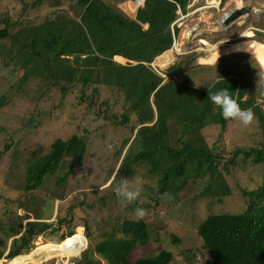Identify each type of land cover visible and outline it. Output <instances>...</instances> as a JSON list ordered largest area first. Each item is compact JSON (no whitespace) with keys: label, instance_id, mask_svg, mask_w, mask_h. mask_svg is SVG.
<instances>
[{"label":"trees","instance_id":"obj_1","mask_svg":"<svg viewBox=\"0 0 264 264\" xmlns=\"http://www.w3.org/2000/svg\"><path fill=\"white\" fill-rule=\"evenodd\" d=\"M20 1L26 9L25 0ZM44 1L32 0L30 6H39ZM55 2L61 6H57L54 15L38 24L21 23L9 13H1L0 42L8 41L9 45H3L5 49L0 50L1 71L7 70L5 79L0 81L3 85L0 108L9 104L14 95L31 91L36 107L29 125L37 128L45 106L52 103L53 93H60L63 98L77 91L76 103L85 114L87 110L97 109L103 117H112L107 109L108 102L101 96L102 88L122 92L126 112L118 121L111 119L110 124L125 127L130 123L128 113L131 112L139 127L134 137L124 139L114 153L118 158L128 145L113 178L110 179V175L106 179L110 180L108 188L115 186L121 175L134 177L135 166L138 165L145 166L148 175L155 179L157 186L147 190L149 196L157 200L169 199L165 193L179 200L182 193L193 188L192 185L199 180H206V185H209L200 195L208 194L219 203L222 196H231L237 188L246 201L242 212L209 214L197 224V235L208 257L206 264H264V181L250 189L233 187L228 182L231 174L241 175L239 171L249 164L264 165V102L257 101L260 95L249 93V83L233 75L221 74L210 87L201 89L179 78L180 64L167 68V79L151 66L156 57L172 47L178 34V29L171 27L176 19V10L185 11L188 0H145L134 18L104 0ZM145 25H148L147 30ZM115 57L124 58L126 64L119 63ZM35 85L38 87L33 88ZM223 88L229 90L242 109L250 108L255 113L261 130V139L256 141V145L239 143L233 145L232 150H226L205 141L204 128L218 125L223 133L232 121L224 120L219 109L208 99L209 92L215 93ZM45 121L50 125L56 123V118L47 117ZM9 147L5 143L0 155L9 154ZM87 151L84 135L77 132L65 138H53L46 154L28 159L24 167L25 186L16 200L17 208L25 209L28 204L37 206L35 203L40 197L37 189L46 176L61 171L63 176L58 179V184H61L80 173ZM11 158L14 159L13 153ZM66 197L61 196L60 216L56 217V224H65L69 228L67 236L70 237L61 242L62 247L58 242L66 235L56 243L47 241L55 244L52 254L40 247L32 249L33 238L51 229L55 223L27 221L22 235L10 243L6 254L10 260L4 259L7 263H3L0 259V264H33L39 257L44 260L57 257L62 248L76 255L80 252L79 234L72 227H75L72 223L75 219L70 220L78 205L74 203L75 195L69 200ZM100 201L102 206L107 205L104 197ZM41 204L44 211V204ZM62 211L66 220L62 218ZM40 215L36 212L35 220L40 219ZM12 226L9 223L6 227L0 226L8 238L14 235ZM89 226L84 224V234L91 241ZM107 226L110 229L94 249L90 251L88 244L76 257L78 260L74 259V264H99L95 256L108 264H169L173 261V254L167 250L134 260L130 258L135 246L145 245L150 240L151 232L144 220L121 221L119 215L113 214ZM78 228L82 230L81 226ZM69 241L75 246L71 247ZM3 252L4 249L0 248V258L5 254ZM64 257L65 261L69 258L68 255Z\"/></svg>","mask_w":264,"mask_h":264},{"label":"rangeland","instance_id":"obj_2","mask_svg":"<svg viewBox=\"0 0 264 264\" xmlns=\"http://www.w3.org/2000/svg\"><path fill=\"white\" fill-rule=\"evenodd\" d=\"M104 1L108 5L120 8L127 16H129L128 14L133 15L136 10L137 3H134L133 0ZM25 2L28 6L23 9L24 3L20 0H0V16L3 15L1 13L7 12L13 18L20 20L21 23L38 24L47 17L54 15L57 6H61L55 5V0H45L41 5L34 7L30 6L33 3L32 0H25ZM250 2L256 8L254 13L239 20L238 23H231V30H228L226 36L229 38L236 37L233 43L225 45L224 41H221L226 38L225 35H217L216 39H214L215 35H211L212 38L209 37L207 27L220 30L218 23H220L223 11L233 8L235 3H239L237 5L240 7L250 4ZM227 3L229 6L224 10L223 5H221L220 9L216 11V15L209 16V12L202 9L189 16L184 24L178 28V36H180L176 39L183 46V48L178 46L180 49L182 48L181 54H175L177 58L162 67L159 66L158 57H156L151 66L167 79L168 76L165 73L167 68L173 64H180L179 78L191 86L201 89L210 87L215 83L217 76L221 74L223 76H241L244 83L250 84L249 93L253 92L257 96L260 95L257 97V101L259 103L264 102V0H228ZM200 17L203 18V21L198 22L197 25ZM221 25L223 26V24ZM250 26L258 28V30L249 29ZM194 28L196 30L191 32ZM198 41L200 45H198ZM216 41L218 42L216 43ZM207 42L214 45L223 42L224 47H232L233 51L229 55L219 57L214 65L203 64L200 62L197 53H199L198 48L204 44L207 45ZM3 45L8 46L9 42H0V50L5 49L2 47ZM192 49L198 51L194 52ZM172 51H176L174 47ZM115 60L119 63L126 62L120 57H115ZM1 69L3 68L1 67L0 56V81L4 80L7 75V70L1 71ZM2 86L0 84V94L3 91ZM36 87L38 86H33V88ZM76 94H78L77 91H72L61 98L60 93H53L50 99L52 103L45 106L43 118H40L37 128L29 125V120L34 115V107H36V101L31 96V91L26 94L14 95L9 104L0 108V151L5 143L11 147V149L9 147L11 150L9 154L0 155V186L2 187L0 191V226L6 227V224L9 223L13 225L15 230L14 235L8 238L9 236L0 228V239L2 240L0 248L6 252L12 239L22 235L26 222L36 221L34 218L36 212H40V221L55 224L51 229L43 232L40 239L34 237L31 244L34 247L40 240L36 244V249L40 247L44 249L42 251L52 254L55 244L47 241L55 243L62 235H67L69 232V228L65 224H56V217L60 216L58 206L62 201L61 196L67 195L66 199L69 200L71 196L75 195L74 203H77L78 207L70 220L75 219L72 221L75 223L73 228L77 226L84 228L85 223L90 224L89 230L92 239L91 241L87 239L90 251L104 237L103 234L110 229L107 224L113 214L119 215L121 221L123 219L138 220L135 216V209L142 208L146 215L141 220H144L148 225L151 232L150 240L145 245L135 246L130 253L132 260L154 255L160 250H167L174 256L173 261L169 264H206L208 257L202 248V240L197 235L196 230L198 222L213 213L242 212L246 207L245 198L237 188L231 196H222L220 203L216 198H210L208 194L201 196L200 192L209 185H206V180H199L192 185L193 188L182 193L179 200L176 198L157 200L156 197L151 198L147 190L157 186L155 179H152V175H148L145 166L138 165L135 166L134 177L125 178L121 175L117 184L122 180H128L131 189H139L140 196L131 203L118 199L113 191L117 184L108 188L110 180L106 181V179L110 175V179L113 178L128 145L118 158L114 156V153L121 147L124 139L129 138L131 140L134 137L139 125L136 124L135 117L130 112L128 113L130 117L128 125L125 127L111 126V119L118 121L121 119L122 113L126 112L123 93L116 89L103 87L101 91V96L108 102L107 109L112 117H103L97 109L87 110L85 114L81 110L82 107L76 103ZM47 117L56 118V123L48 125L45 121ZM258 125L259 122L256 117L247 127L243 126L239 120H232L228 123L226 131H222L223 133H221L220 126L211 125L204 128L202 134L209 145L232 150L233 145L239 143L250 146L256 145V141L261 139V130ZM72 132L84 135L88 144L84 166L80 173L73 178H68L67 182L61 184H58L59 177L63 176L61 171L46 176L42 185L37 189V195H40L35 203L37 206L28 204L25 209L17 208L16 200L20 196L19 194H22L25 186L24 167L28 159L46 154L48 144L53 138L56 136L65 138ZM12 153L14 159L11 158ZM10 163L11 166H9ZM239 172L242 174L234 175L233 173L229 177L228 182L233 187L236 185L243 189H250L254 184H261L264 181V165L249 164ZM137 177L140 178L139 183H137ZM48 195L50 197L47 202ZM103 197L107 201L106 206L101 205L100 199ZM64 202L67 201L64 200ZM41 203L44 204V211H42ZM80 203H84L82 204L84 210ZM88 204H92V206L88 207ZM86 211L95 214L88 215ZM62 213L64 214V211ZM19 215L22 217H18ZM27 217L29 219H26ZM63 217L65 214L62 215ZM66 219L67 217H65ZM76 231L80 238L78 243L84 247L87 246V240L82 235L83 229L78 228ZM68 243L71 247L75 246L74 242L69 241ZM60 245L61 248L63 244ZM65 255L74 258L67 263ZM95 257L99 259V264H108L101 257ZM51 259L48 261L39 257L33 264H42L45 261H47L46 264H74V261L78 260L76 253H69L63 248L60 250V254L54 257L56 260L50 261ZM1 260V262L7 263L4 259Z\"/></svg>","mask_w":264,"mask_h":264},{"label":"clouds","instance_id":"obj_3","mask_svg":"<svg viewBox=\"0 0 264 264\" xmlns=\"http://www.w3.org/2000/svg\"><path fill=\"white\" fill-rule=\"evenodd\" d=\"M134 1V3H138L139 2V0H133ZM190 0H188V4L190 3L189 2ZM144 2H145V0H142V2L141 3H138L137 5H136V10H138V8L139 7H141V6H143V4H144ZM225 2V1H224ZM224 2H223V0H221V5H223L224 4ZM187 4V5H188ZM245 5H250L251 6V8H252V12L250 13V14H252L253 12H254V9H256L255 7H253V5H252V3L251 4H245ZM244 6V5H243ZM243 6H240V7H236V8H241V7H243ZM186 8H187V6H186ZM235 8V9H236ZM193 9V8H192ZM187 9H185V11H186ZM249 14V15H250ZM248 16V15H247ZM242 17V16H241ZM246 16H244V18H245ZM178 29V28H177ZM173 30H174V28H173ZM176 37H174V41H173V44H172V47L177 43L176 42ZM231 43H233V42H231ZM231 43H228V42H225V45H229V44H231ZM170 49H172V48H170ZM123 64V63H122ZM208 99L212 102V104L215 106V108H217V109H219V114L222 116V118L224 119V120H229V119H232V120H239L240 122H241V124L243 125V126H245V127H247V126H249L252 122H253V120H254V118H255V113L252 111V109H242L241 107H240V105H239V103L237 102V100L236 99H234L232 96H231V94H230V92H229V90L227 89V88H223V89H220V90H218V91H216L215 93H211V92H209L208 93ZM137 179V183H139V181H140V178L139 177H137L136 178ZM113 191H114V193H115V195H116V197L118 198V199H120V200H123V201H126V202H129V203H131V202H133V201H135L139 196H140V191H139V189H135V190H133V189H131L130 188V186H129V181L128 180H122L119 184H117L115 187H114V189H113ZM165 196H167L169 199H171L172 197H171V194H169V193H165L164 194ZM145 215H146V212H145V210L144 209H142V208H137V209H135V216H136V218L138 219V220H141V219H143L144 217H145ZM41 219H38V220H36V221H40ZM42 222V221H41ZM43 222H46V223H49V222H47V221H43ZM77 228V227H76ZM76 228H75V230H76ZM25 229V228H24ZM82 229H83V231H82V235L86 238V236H85V234H84V228L82 227ZM74 234H75V231H74ZM74 234H72V235H74ZM41 235H43V233H41V234H39V235H37V237H38V239H40L41 238ZM71 235V236H72ZM67 237H70V236H65L64 237V239L63 240H61L60 242H58V243H61V242H63L64 240H66V238ZM86 240H87V238H86ZM38 241H40V240H38ZM38 241H37V243L36 244H38ZM41 242H43V241H41ZM56 243V242H55ZM35 244V246L32 248V249H34V248H36V245ZM87 245H88V240H87ZM87 246H82V247H79L81 250H80V252L76 255V257L86 248ZM8 250L9 249H7V251L5 252V254L2 256V258H0V259H6V260H10V259H8L7 257H6V254H7V252H8ZM31 251V250H30ZM29 251V252H30ZM28 252V253H29ZM28 253H22V254H28ZM21 255V254H20ZM18 256V255H17ZM16 257V256H15ZM74 257L73 256H71V257H69V258H67V263H68V261L70 262L71 261V259H73ZM58 259V258H57ZM54 260H56V259H54V258H52L50 261H54ZM63 260H64V258H63ZM62 260V261H63ZM49 261V260H48ZM46 262L47 261H45V262H43L42 264H46Z\"/></svg>","mask_w":264,"mask_h":264},{"label":"crops","instance_id":"obj_4","mask_svg":"<svg viewBox=\"0 0 264 264\" xmlns=\"http://www.w3.org/2000/svg\"><path fill=\"white\" fill-rule=\"evenodd\" d=\"M219 0H190L189 2H191V4H194L193 5V7H197V8H200L201 6H203V5H205V4H207V3H217ZM227 1L228 0H226L225 2H224V4H223V6H222V8L223 7H227V5L229 6V3H227ZM231 1V0H230ZM240 3V2H239ZM239 3H237V4H239ZM251 3V2H250ZM236 3H235V6L236 7H239L238 5H237ZM234 6V7H235ZM204 10H207V12H209L208 14H209V16H213L214 14L216 15V11H217V9H215V8H205ZM209 10H212L211 12L209 11ZM136 12H137V10H135L134 11V13H133V15H131V14H128L127 12V14L129 15V17H132V18H134L135 16H136ZM206 12V13H207ZM211 18V17H210ZM197 19V18H196ZM241 19V18H240ZM199 21H197V25L199 24L198 22H201V21H203V18L202 17H200L199 19H198ZM205 22V21H204ZM210 25V24H209ZM208 25V26H209ZM218 26L220 27V30H216V29H210L209 27H207L208 29H209V37H211L212 38V36L211 35H215V38L214 39H216V37H217V35H224L223 33L221 34V30H222V26L220 25V23H218ZM144 29L145 30H147L148 29V25H145L144 26ZM193 30H196V28H194ZM193 30H191V32L193 31ZM218 31H219V33H218ZM179 34V33H178ZM178 34H177V36H176V38L178 37L179 38V36H178ZM191 34V33H190ZM205 37V36H204ZM202 38V37H201ZM205 38H207V37H205ZM212 41V40H211ZM221 41H224V40H221ZM176 42H178V40H176ZM218 41H216V43H217ZM198 43H199V41H198ZM208 44L206 45V44H201V45H203V46H200L199 48H198V50H199V53H197L198 54V56H199V60H200V57H205V56H207L208 54H209V50L207 49L208 48V45L209 46H214V44H209V42H207ZM198 45H200V43L198 44ZM181 47L182 46V44H181V42H178L177 43V45H176V51H174L175 53L173 54L174 56H175V54L176 55H179V54H181V49L183 48V46H182V48L180 49L179 47ZM192 46V45H191ZM190 46V47H191ZM217 47H224L223 46V42H221V43H218V44H216L215 45V48H217ZM179 48V49H178ZM231 50H230V53L229 54H231V52L233 51V48L232 47H229ZM178 50V51H177ZM198 50H196V49H192V51H194V52H197ZM228 54V55H229ZM240 54H245V53H240ZM226 56V55H225ZM247 56H250V55H247ZM251 57V56H250ZM177 58V56H175L174 57V59H176ZM217 61V60H216ZM216 61H214V63L213 64H209V65H214L215 64V62ZM257 62V61H256ZM170 63V62H169ZM258 63V62H257ZM259 64V63H258ZM232 76V75H231ZM233 76H235V75H233ZM235 77H238V78H242L241 76H235ZM219 79V76H217V78H216V81ZM215 81V82H216Z\"/></svg>","mask_w":264,"mask_h":264},{"label":"built area","instance_id":"obj_5","mask_svg":"<svg viewBox=\"0 0 264 264\" xmlns=\"http://www.w3.org/2000/svg\"><path fill=\"white\" fill-rule=\"evenodd\" d=\"M251 4V3H250ZM194 4H191V2L187 5V10L186 11H182L180 8H177L176 10V19L174 20V22L172 23L171 27L172 29L174 27L176 28H180L181 25L184 24V21L191 15H193L194 13L202 10V9H205V8H215L217 9V11L220 9V6H221V0H219L217 3H207L203 6H201L200 8H194L193 7ZM228 6V5H227ZM193 8V9H192ZM227 7H223V9L225 10ZM236 8L233 7V8H230V9H226L225 11H223V15L220 19V25L223 24L222 26V30L221 32L226 36L228 34V30L230 31L231 30V23L235 24V23H238L240 18H238L237 20L231 22L230 24L226 25L224 24V19H225V15L228 14L229 12H231L232 10H234ZM256 10V9H254ZM264 10V9H263ZM254 13V12H253ZM245 19V18H243ZM195 25V24H194ZM193 25V26H194ZM249 29H253V30H258V28H255L253 26H250ZM193 30V29H192ZM236 39V37H233V38H229V36H226V38L224 39V43L225 42H228V43H231L233 42L234 40Z\"/></svg>","mask_w":264,"mask_h":264},{"label":"bare ground","instance_id":"obj_6","mask_svg":"<svg viewBox=\"0 0 264 264\" xmlns=\"http://www.w3.org/2000/svg\"><path fill=\"white\" fill-rule=\"evenodd\" d=\"M142 0H139L138 3H141ZM137 3V2H136ZM137 3V4H138ZM242 20L244 18V16L240 17ZM176 45L177 43L173 46L174 50H176ZM172 47V48H173ZM208 50H209V54L205 57L200 58V62L203 64H213L214 61H216L219 57L228 55L230 53V48H226V47H217L215 48L214 46H208ZM178 51V50H177ZM175 52L172 51V49L166 51L165 53H163L162 56L158 57V64L159 66H164L166 64H168L169 62H171L174 58V54ZM122 60L126 61L124 58L120 57ZM53 244V243H52Z\"/></svg>","mask_w":264,"mask_h":264},{"label":"water","instance_id":"obj_7","mask_svg":"<svg viewBox=\"0 0 264 264\" xmlns=\"http://www.w3.org/2000/svg\"><path fill=\"white\" fill-rule=\"evenodd\" d=\"M252 11L253 10H252L250 5H244L241 8H236V9L232 10L231 12H229L228 14L225 15L224 24L228 25L231 22L240 18L241 16L249 15ZM126 62H127V60H126ZM126 62L123 64H126Z\"/></svg>","mask_w":264,"mask_h":264}]
</instances>
